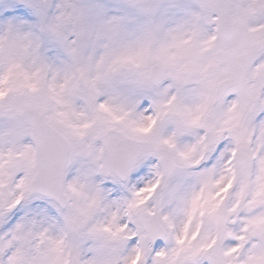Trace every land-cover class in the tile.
<instances>
[{
    "label": "snow or ice",
    "instance_id": "obj_1",
    "mask_svg": "<svg viewBox=\"0 0 264 264\" xmlns=\"http://www.w3.org/2000/svg\"><path fill=\"white\" fill-rule=\"evenodd\" d=\"M0 264H264V0H0Z\"/></svg>",
    "mask_w": 264,
    "mask_h": 264
}]
</instances>
